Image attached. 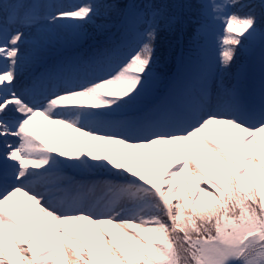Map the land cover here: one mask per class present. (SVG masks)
<instances>
[{"label":"snow or ice","instance_id":"obj_1","mask_svg":"<svg viewBox=\"0 0 264 264\" xmlns=\"http://www.w3.org/2000/svg\"><path fill=\"white\" fill-rule=\"evenodd\" d=\"M202 7L223 22L221 68L258 31L264 46V0H206ZM102 10L119 9L89 2L41 17L36 5L0 0V264H264V78L258 94L228 89L215 106L207 77L163 102H144L160 20L172 26L178 17L129 0L125 18L145 27L122 60H89L96 66L82 74L79 64L45 69L32 88L16 91L28 42L22 29L45 20L77 30ZM33 43L39 49L43 41ZM37 116L56 126L64 150L51 136H33ZM69 127L92 149L85 152ZM169 152L174 158L161 171ZM149 166L158 181L143 174ZM63 168L87 178L65 176Z\"/></svg>","mask_w":264,"mask_h":264},{"label":"rangeland","instance_id":"obj_2","mask_svg":"<svg viewBox=\"0 0 264 264\" xmlns=\"http://www.w3.org/2000/svg\"><path fill=\"white\" fill-rule=\"evenodd\" d=\"M8 4H12L14 2H11L9 0H6ZM81 3H78L76 5H79ZM23 11H26L25 9ZM22 11V12H23ZM38 11V10H37ZM39 12V11H38ZM48 13L55 14L56 12L53 11L52 8H48V10L45 12H39V15L41 17L47 16ZM131 16V15H130ZM139 20H130L129 24L131 27H134L136 22ZM63 24L61 21L60 24L52 23L50 21H45L41 20V23L38 28H32V29H22L25 32V36L28 38V42L24 45H22V52L24 54V66L21 68V74L18 77V80L15 82L16 83V91L18 94L24 90L25 87L32 88V86L29 85V77H31V72L34 68H37L36 70H39L41 67H45V69L48 67L47 65H43L47 62L51 63H61V66H75V65H80L78 69H82L83 65L85 64L86 66L87 61L84 60L83 62H70L69 59L65 58L64 53L67 52L68 50H73L75 47L79 46L81 43V36L79 33V29L77 30H72L68 29L65 27L60 26ZM214 25V24H213ZM216 26V25H214ZM207 29V28H205ZM219 33H216L217 39L219 37ZM39 39L43 41L42 46L37 49L34 46L33 41ZM260 45H255L251 47V52H250V58L247 64V67L243 68L240 81L242 80L243 83H239L234 87L235 89L239 90L243 95L245 96H250L253 95L254 93H259V83L261 85V77L264 78V70H262V65H261V57L262 53H264V46L263 49L261 50V53L259 54L260 51ZM218 46V45H217ZM217 49L212 50L211 53H208V57L203 56L202 53V62H198L197 60L194 61L193 64L188 65L187 67H181L179 72L176 75L175 79V84L183 87L182 91H184L186 88L193 87L197 85L203 77L208 78V84L211 92V103L213 106L217 103V100H223L226 98V91L223 90L222 83L220 81V76H219V64H218V58H216V51ZM209 54L211 56H209ZM37 56L39 57L38 62H37ZM259 59V70L260 74H256V65L257 61ZM206 61L209 62L208 68H205V63ZM43 65V66H42ZM249 66L252 68V72L250 73V81H251V88L248 87L247 83L249 84L248 81V76H249ZM214 68L215 70V75L213 77L209 76V72L213 71ZM102 74V73H100ZM98 74V75H100ZM152 78H154V75L151 74ZM158 81H157V80ZM182 79L185 80V84L180 82ZM161 79L160 78H154L153 81H149V87L148 91L145 95L144 102L146 103H155V102H163L165 99H168L170 97H174L178 92L175 90H170L169 88L166 87L164 89V93H157L158 88L160 89L163 85V83H159ZM39 88L36 87L35 91H38ZM156 96V97H155ZM34 128H30V131H32L33 136L39 137L41 134L51 136L53 139L56 140L55 147L58 150H64L63 144L60 143V134L56 131V126L50 124L48 121H46L43 117L37 116L34 121ZM89 127H97L100 128L101 130H105L106 126L104 124H96L92 125L89 124ZM215 128V126H213ZM87 130V129H85ZM106 130H114V128L108 127ZM68 133L71 135L72 139L76 141V143L85 151L88 152L90 149H92L91 142L89 143H84L83 141H88V137H82L78 132L74 131L73 128L69 127L67 128ZM100 134V133H97ZM216 134H217V139L218 142L222 146L224 145V136L220 133L219 129H216ZM229 135H231V131L229 130ZM14 139V138H13ZM45 143L47 144L48 141L45 140ZM102 143V142H101ZM116 149L118 152L123 151V146L122 145H116ZM55 154V153H54ZM214 157V159H218L214 153H209ZM174 158V154L169 152L168 154V162L164 164L163 169L161 171L166 170L168 168V164L171 162V160ZM201 163L205 166V162L203 160V157L200 158ZM134 169L138 170V162H133L129 161L128 162ZM62 174L68 177H75L77 179H82V178H87V174L77 170V169H71V168H63ZM147 179L152 180L153 182H156L160 179V177L152 170L151 166L146 168L143 173ZM191 174V168L189 167L188 169V176ZM177 179V178H176ZM18 197L23 200L25 199L24 197L20 196L18 194ZM109 231L114 230L111 229L110 225H105ZM78 234L80 233L79 229H76ZM139 232V230H136ZM140 235H144V233H140ZM83 239V236L81 237ZM117 244L120 246L119 241H117ZM123 249V247L121 246ZM99 258V257H97Z\"/></svg>","mask_w":264,"mask_h":264},{"label":"trees","instance_id":"obj_3","mask_svg":"<svg viewBox=\"0 0 264 264\" xmlns=\"http://www.w3.org/2000/svg\"><path fill=\"white\" fill-rule=\"evenodd\" d=\"M115 3L118 5V11L105 14L103 10L101 15L94 18L90 23L83 25L82 38L84 41L92 39H100L106 37L109 33L120 27L125 15L124 10L129 0H86V3ZM135 3L142 8L144 5L151 4L161 9L166 18L178 17L177 22L169 26L167 20L162 19L159 23V32L156 41V63L152 70L158 74L167 73L174 63V57L178 53L195 52L197 44L202 43V38L197 35V31L201 26L206 15L203 13L202 0H135ZM147 11V9H144ZM235 10V9H233ZM244 13H241L243 15ZM256 14L259 16V9ZM144 25V24H142ZM258 29L264 31V19L258 25ZM258 34L254 38H250L244 42L243 47L238 48L235 59L231 67L226 70L227 83H230L232 71L240 67L246 58V52L250 45L256 43ZM229 80V81H228ZM207 171L211 169L207 166ZM180 181V178L179 180ZM182 183V181H180ZM190 187L195 188V181L192 178ZM177 201H173L176 203Z\"/></svg>","mask_w":264,"mask_h":264}]
</instances>
